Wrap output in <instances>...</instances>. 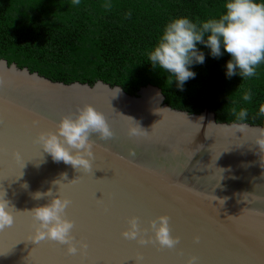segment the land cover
<instances>
[{
	"label": "water",
	"instance_id": "obj_1",
	"mask_svg": "<svg viewBox=\"0 0 264 264\" xmlns=\"http://www.w3.org/2000/svg\"><path fill=\"white\" fill-rule=\"evenodd\" d=\"M87 103L113 132L90 136L91 170L54 160L39 141ZM133 124L147 135L131 136ZM261 131L219 121L210 108L173 107L155 84L133 94L104 80H53L0 58V195L16 209L0 230V264H264ZM49 190L69 200L76 253L33 241L38 221L29 210L47 203L35 194ZM162 214L179 237L171 248L151 229ZM132 216L146 243L123 236Z\"/></svg>",
	"mask_w": 264,
	"mask_h": 264
},
{
	"label": "trees",
	"instance_id": "obj_2",
	"mask_svg": "<svg viewBox=\"0 0 264 264\" xmlns=\"http://www.w3.org/2000/svg\"><path fill=\"white\" fill-rule=\"evenodd\" d=\"M224 4L225 0H80L79 5L72 0H0V58L53 80H104L133 94L155 84L173 107L197 113L210 108L219 121L264 125V115L259 114L264 63L254 77L228 78L230 55L215 58L200 44L205 61L193 65L196 76L181 89L170 73L148 61L147 52L170 19L219 17ZM249 89L252 99L243 101ZM234 107L247 109L245 121L237 120Z\"/></svg>",
	"mask_w": 264,
	"mask_h": 264
},
{
	"label": "clouds",
	"instance_id": "obj_3",
	"mask_svg": "<svg viewBox=\"0 0 264 264\" xmlns=\"http://www.w3.org/2000/svg\"><path fill=\"white\" fill-rule=\"evenodd\" d=\"M72 4L79 5L80 0H72ZM224 8L225 11L219 17L204 21H193L187 16L170 19L157 43L147 52L148 61L154 68L170 73L177 87L183 89L185 82L196 76L193 65L205 61V53L198 47L203 44L215 58L221 57L225 52L230 55L226 62L228 78L237 74L243 79L254 77L258 66L264 63V0H225ZM251 99V90L244 91L242 100ZM232 111L238 121L247 119L246 108L237 111L234 107ZM259 114L264 115V104H261ZM142 129L143 127L133 124L129 128V134L147 135ZM93 133H98L103 139L113 135L105 114L93 104L87 103L80 107L76 114L63 115L56 131L41 132L39 141L54 160H62L73 166L91 170L90 157L93 152L90 136ZM257 143L264 147V131L258 134ZM44 195L50 197L48 202L29 210L38 221L33 241L51 239L67 244L68 251L76 253L78 249L72 235L74 221L65 214L69 200L62 197L59 191L54 194L51 190L47 193L37 192L35 198L40 199ZM15 210L6 198V192L0 195V230L13 225ZM150 223L155 234L154 239L160 245L171 248L178 242V238L171 233L168 215L162 214ZM140 233L139 218L132 216L123 236L129 239L139 236L140 242L146 243Z\"/></svg>",
	"mask_w": 264,
	"mask_h": 264
},
{
	"label": "snow or ice",
	"instance_id": "obj_4",
	"mask_svg": "<svg viewBox=\"0 0 264 264\" xmlns=\"http://www.w3.org/2000/svg\"><path fill=\"white\" fill-rule=\"evenodd\" d=\"M177 238H178V240H179V237H178V236H177ZM84 247H85V249H86V248L88 247V245H87V244H85V246H84Z\"/></svg>",
	"mask_w": 264,
	"mask_h": 264
}]
</instances>
